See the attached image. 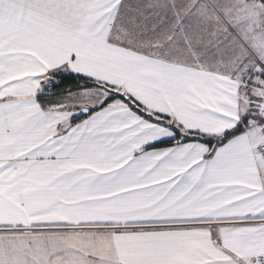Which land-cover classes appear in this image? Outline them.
I'll return each instance as SVG.
<instances>
[{
	"label": "snow or ice",
	"instance_id": "1",
	"mask_svg": "<svg viewBox=\"0 0 264 264\" xmlns=\"http://www.w3.org/2000/svg\"><path fill=\"white\" fill-rule=\"evenodd\" d=\"M0 264H264V0H0Z\"/></svg>",
	"mask_w": 264,
	"mask_h": 264
}]
</instances>
